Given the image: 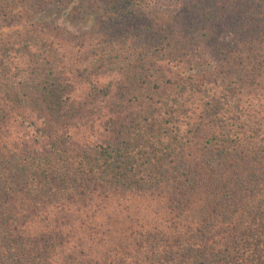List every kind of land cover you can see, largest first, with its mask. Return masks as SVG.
I'll return each instance as SVG.
<instances>
[{
	"label": "trees",
	"instance_id": "obj_1",
	"mask_svg": "<svg viewBox=\"0 0 264 264\" xmlns=\"http://www.w3.org/2000/svg\"><path fill=\"white\" fill-rule=\"evenodd\" d=\"M0 264H264V0H0Z\"/></svg>",
	"mask_w": 264,
	"mask_h": 264
},
{
	"label": "rangeland",
	"instance_id": "obj_2",
	"mask_svg": "<svg viewBox=\"0 0 264 264\" xmlns=\"http://www.w3.org/2000/svg\"><path fill=\"white\" fill-rule=\"evenodd\" d=\"M176 0H150L151 5H154V7H171L175 3ZM51 12L49 13L50 18H51ZM56 21L58 24L61 26L71 30L73 33H79L82 31V27L79 25V23L70 20V21H65L64 19H59L56 17Z\"/></svg>",
	"mask_w": 264,
	"mask_h": 264
}]
</instances>
